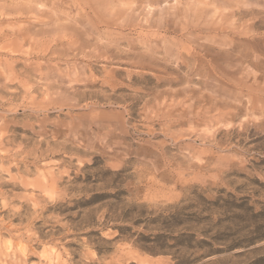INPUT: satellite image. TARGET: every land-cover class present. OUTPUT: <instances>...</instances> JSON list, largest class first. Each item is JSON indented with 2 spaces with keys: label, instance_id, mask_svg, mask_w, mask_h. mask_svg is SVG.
I'll list each match as a JSON object with an SVG mask.
<instances>
[{
  "label": "rangeland",
  "instance_id": "obj_1",
  "mask_svg": "<svg viewBox=\"0 0 264 264\" xmlns=\"http://www.w3.org/2000/svg\"><path fill=\"white\" fill-rule=\"evenodd\" d=\"M0 135V264H264V0H0Z\"/></svg>",
  "mask_w": 264,
  "mask_h": 264
},
{
  "label": "clouds",
  "instance_id": "obj_2",
  "mask_svg": "<svg viewBox=\"0 0 264 264\" xmlns=\"http://www.w3.org/2000/svg\"><path fill=\"white\" fill-rule=\"evenodd\" d=\"M174 3H176V0H174ZM245 119H247V117ZM2 138H3L2 135H0V139ZM5 247H8L9 251H11V247L9 246L8 243L5 244Z\"/></svg>",
  "mask_w": 264,
  "mask_h": 264
}]
</instances>
